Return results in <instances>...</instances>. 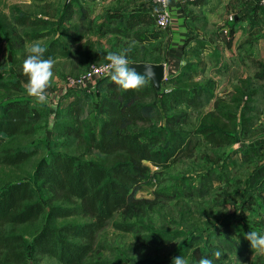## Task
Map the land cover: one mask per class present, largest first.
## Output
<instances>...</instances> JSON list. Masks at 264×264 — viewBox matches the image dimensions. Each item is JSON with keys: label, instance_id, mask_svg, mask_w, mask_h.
I'll return each mask as SVG.
<instances>
[{"label": "rangeland", "instance_id": "obj_1", "mask_svg": "<svg viewBox=\"0 0 264 264\" xmlns=\"http://www.w3.org/2000/svg\"><path fill=\"white\" fill-rule=\"evenodd\" d=\"M151 2L0 0V102L22 96L42 111L33 134L4 136L8 145L37 152L18 166L0 164V187L13 181H32L37 162L47 154L46 138L54 150L84 160L99 158L83 141L54 135V128L47 123L50 97L68 77L80 75L90 64L109 60L108 52L127 49L128 63L168 62L169 26L161 29L155 25ZM202 3L187 2L188 6ZM226 13L224 21L214 27H208L203 19L197 21L200 29L209 32L184 39L181 54L174 59L177 71L168 81L162 80L161 92L182 88L189 96L197 93L198 97L187 103L168 101L159 117L139 126L144 130L162 127L166 135L178 130L190 138L189 142L164 165L145 162L150 177L135 196L148 201L126 214L115 213L96 232L88 260L98 264H172V257L182 255L188 264H198L204 256L214 264H264V250L250 246L244 237L248 231L264 233V175L259 181L254 178L263 168L264 150L249 144L254 138L264 137L260 121L261 116L264 118V47H258L254 40H234V23ZM20 14L34 23L18 24L15 18ZM127 18L144 21L135 23ZM33 42L43 47L54 43L67 50L65 56L52 60L53 76L44 102L25 89L27 76L22 62ZM71 96L64 98L62 107ZM82 96L83 116L92 121L90 101L95 98L94 91ZM175 112L178 124L165 123V115ZM206 126L219 128L222 132L218 137L224 143L211 144L198 134L197 130ZM113 160L109 156L106 162ZM40 195L50 205L67 204L44 188ZM86 220L75 216L59 221ZM113 222L126 223L123 226L128 230L115 227ZM41 224L39 219L15 229L29 242ZM216 249L222 251L219 259L212 255ZM29 256L27 264H59L49 255Z\"/></svg>", "mask_w": 264, "mask_h": 264}, {"label": "trees", "instance_id": "obj_2", "mask_svg": "<svg viewBox=\"0 0 264 264\" xmlns=\"http://www.w3.org/2000/svg\"><path fill=\"white\" fill-rule=\"evenodd\" d=\"M15 21L28 26L34 23L25 14L18 15ZM128 21L137 23L144 20ZM44 48V58L53 60L67 54L64 47L60 49L54 43ZM173 75L171 73L163 82ZM93 91L95 98L90 101V111L94 120L88 121L83 116L82 94L88 95ZM73 92L79 94L71 96ZM163 93L154 88L147 76L139 88L125 89L107 75L99 79L89 92L66 90L55 101L53 111L48 106V118L42 109L56 137L83 141L89 152L99 158L84 160L78 155L54 150L46 138L47 154L37 162L32 181H13L0 187V264H27L32 253L52 256L59 264H98L88 260L96 232L115 213L126 214L140 202L148 201L135 196L150 177L145 162L154 166L164 165L189 142L190 138L178 130L166 135L162 127L139 128L159 117L161 109H167L168 101L193 102L199 95L189 96L182 88H172ZM67 96L71 98L62 107L61 103ZM40 112L30 98L22 96H10L0 102V164L18 166L37 152L8 145L4 136L33 134L37 128L35 123L42 117ZM176 113L165 115L164 122L178 124ZM97 120L100 122L96 126ZM219 131L222 132L211 126L197 130L214 145L224 143L218 137ZM109 156L114 160L107 163ZM42 188L58 194L67 204H48L40 195ZM75 216L87 220L59 221ZM39 219L42 224L29 242L15 229ZM113 225L128 230L123 226L126 223L113 222Z\"/></svg>", "mask_w": 264, "mask_h": 264}, {"label": "crops", "instance_id": "obj_3", "mask_svg": "<svg viewBox=\"0 0 264 264\" xmlns=\"http://www.w3.org/2000/svg\"><path fill=\"white\" fill-rule=\"evenodd\" d=\"M203 2L200 5L191 6L187 4L188 0H169L170 25L168 28L170 34V58L166 63V68H174L175 73L178 65L175 58L181 54L182 44L188 37L196 38L202 34L206 35L209 31H203L198 27V20L203 19L208 27H214L222 23L227 12H232L235 21L234 40H254L259 43L258 47H264V5L257 3L256 0H199ZM152 7V4H151ZM184 8L191 9L184 10ZM190 12L191 14H189ZM228 14V16H229ZM185 39V40H184ZM170 59H173L171 61ZM172 72V73H173ZM263 116L260 121L264 124ZM251 147H260L264 150V137L254 138L250 141ZM255 175L256 180L264 175V165Z\"/></svg>", "mask_w": 264, "mask_h": 264}, {"label": "clouds", "instance_id": "obj_4", "mask_svg": "<svg viewBox=\"0 0 264 264\" xmlns=\"http://www.w3.org/2000/svg\"><path fill=\"white\" fill-rule=\"evenodd\" d=\"M29 53L22 62V71L26 74L25 89L28 94L36 97L39 101L44 102L47 99V88L49 87L50 79L53 76L51 58H44L45 48L39 42H33L27 48ZM127 49L121 52H108L110 66L108 74L111 80L121 87L139 88L145 83V76L140 75L137 71L130 67L127 55ZM151 69L146 67V74H150ZM245 239L250 243V246L259 250H264V233L257 231H248L244 233ZM238 241V240H237ZM212 255L219 259L222 256V251L216 249ZM172 264H188L185 257L176 255L172 257ZM198 264H214L213 259L204 256L198 261Z\"/></svg>", "mask_w": 264, "mask_h": 264}, {"label": "built area", "instance_id": "obj_5", "mask_svg": "<svg viewBox=\"0 0 264 264\" xmlns=\"http://www.w3.org/2000/svg\"><path fill=\"white\" fill-rule=\"evenodd\" d=\"M193 1V0H188ZM257 3L264 5V0H256ZM152 9L155 17V25L158 28L165 29L170 25V11H169V0H152ZM234 19L233 13L231 12L228 16V20L232 21ZM166 65V64H165ZM110 66V61L106 60L102 63H93L80 75L68 77L65 80L64 85L57 90V92L51 95L50 107L53 111L54 104L57 98L64 93L66 90H83L89 92L93 89L95 84L99 79L103 78L108 74V68ZM174 68H166L164 79L166 80L169 75L174 71ZM174 73V72H173Z\"/></svg>", "mask_w": 264, "mask_h": 264}, {"label": "water", "instance_id": "obj_6", "mask_svg": "<svg viewBox=\"0 0 264 264\" xmlns=\"http://www.w3.org/2000/svg\"><path fill=\"white\" fill-rule=\"evenodd\" d=\"M129 65L130 67H133L138 74L147 76L151 80L156 90L160 89L166 71L165 63L138 62V63H130ZM146 67L151 69L150 74H146Z\"/></svg>", "mask_w": 264, "mask_h": 264}]
</instances>
